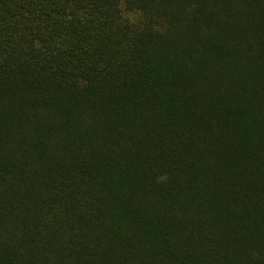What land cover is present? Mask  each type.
<instances>
[{
  "label": "trees",
  "instance_id": "trees-1",
  "mask_svg": "<svg viewBox=\"0 0 264 264\" xmlns=\"http://www.w3.org/2000/svg\"><path fill=\"white\" fill-rule=\"evenodd\" d=\"M0 264H264V0H0Z\"/></svg>",
  "mask_w": 264,
  "mask_h": 264
}]
</instances>
